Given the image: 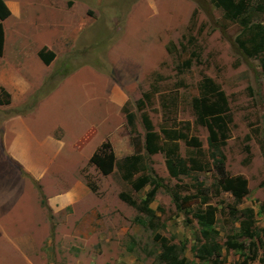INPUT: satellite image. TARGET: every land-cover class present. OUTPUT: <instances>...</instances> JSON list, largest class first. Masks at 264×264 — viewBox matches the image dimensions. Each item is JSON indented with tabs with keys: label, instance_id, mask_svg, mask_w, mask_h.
<instances>
[{
	"label": "rangeland",
	"instance_id": "1",
	"mask_svg": "<svg viewBox=\"0 0 264 264\" xmlns=\"http://www.w3.org/2000/svg\"><path fill=\"white\" fill-rule=\"evenodd\" d=\"M5 2L10 14L0 20V81L14 74L28 86L12 102L0 104V115L30 114L24 124L38 139L54 130L55 137L64 135L65 146L52 161L54 174L46 175L45 190L20 171L27 196L2 219L10 239H0V264H164L157 256L162 238L184 243L182 254L189 260L210 264L191 250L203 241L194 212L207 205L216 207L215 240L222 244L231 236L243 243L240 250L222 247L223 264H264V51L246 56L238 49L243 21L223 19L210 0ZM247 16L264 22V0H252ZM40 50L53 52L48 64ZM204 78L226 96L229 136L218 150L228 176L246 180L240 201L219 185L208 131L193 113L192 100ZM144 117L161 138L164 129L183 132L178 153L187 166L193 159L201 167L171 176L164 151L148 155L144 150ZM105 141L117 161L141 156L133 178L152 169L162 179L164 187L153 188L152 216L120 197L123 193L139 204L152 186L136 191L116 166L103 174L89 163ZM73 171L91 193L84 204L53 213L46 195L71 184ZM170 190L195 197L177 210ZM246 207L253 210L258 235L251 238L239 229ZM73 210L88 224H76L73 232L67 223L53 224Z\"/></svg>",
	"mask_w": 264,
	"mask_h": 264
},
{
	"label": "trees",
	"instance_id": "2",
	"mask_svg": "<svg viewBox=\"0 0 264 264\" xmlns=\"http://www.w3.org/2000/svg\"><path fill=\"white\" fill-rule=\"evenodd\" d=\"M251 1L252 0H210L215 7L220 9L223 19H241V21H243L241 35L236 38V45L246 56L256 55L264 51V22H252L251 18L247 16ZM258 9L262 10V6L259 5ZM9 14L10 11L6 3L4 0H0V20L5 19ZM2 51L3 29L0 24V55ZM38 55L44 64H48L54 56L51 51L43 52L41 50L38 52ZM260 66L264 72V62H261ZM9 102V92L3 86H0V104H8ZM192 109L196 121L204 125L208 131V144L214 150L211 156L215 163V169L220 174L219 185L223 190L229 191L236 201H240L247 193L246 180L241 176H228L223 166L224 156L218 150V147L223 144L229 136L228 125L231 122L225 94L210 78H204L200 83L198 96L194 97L192 100ZM143 123L145 129L143 147L146 154L149 155L164 151L165 165L171 176L187 175L191 170L201 167L197 161L193 159L190 160V167L187 166L185 160L178 153L176 141L186 137L183 132L164 129L162 131L164 135L161 138L158 133L153 130L147 117L143 118ZM166 140H169L170 143L168 142V145L164 147ZM141 159V156L138 154H131L125 156L121 161H117L110 144L105 141L91 154L89 163L93 164L103 174L111 173L114 166H116L118 170L122 172L124 180L128 181L136 191L146 184L152 186V189L145 194L139 204L129 196L123 193L120 194L123 200L133 205L138 211L152 216L153 210L149 207V203L154 196L155 190L153 188H158L159 186L164 187V185L162 179L156 176L152 169L150 173L147 172L145 175L133 178L134 173L138 170L137 165ZM197 190L196 188V191ZM170 193L175 208L181 211H183L185 205L189 203L190 198L193 197V195L195 197V194H191L192 196L187 194L181 198L172 190H170ZM201 195L206 196L207 193L204 191ZM206 201L207 198L202 199V202ZM241 213L243 214V218L239 221L240 234L246 238H251L253 235L258 236L253 226L254 215L252 208H243ZM215 214L216 207L211 205H207L202 212H194V216L200 226V238H202L203 241L200 242V240L198 244H194L191 250L194 253V257L199 260L210 261V264H223L222 247L240 250L243 248V243L231 240V236H227L222 244L215 240L217 235L213 227L216 220ZM141 223L143 224V222ZM184 247V243L179 246L178 244L169 243L162 238L160 241V251L157 254L158 259L164 264H197L194 260H189L182 254ZM242 264H244V262Z\"/></svg>",
	"mask_w": 264,
	"mask_h": 264
},
{
	"label": "crops",
	"instance_id": "3",
	"mask_svg": "<svg viewBox=\"0 0 264 264\" xmlns=\"http://www.w3.org/2000/svg\"><path fill=\"white\" fill-rule=\"evenodd\" d=\"M1 82H4L2 86L9 92L11 102L14 100L15 95L22 94L28 86L24 78L14 74L2 78ZM45 97L38 103L43 102ZM29 115H0V239L3 240L10 239V237L5 233L2 219L18 200L22 199L23 196H27L28 182L22 172L33 180L40 182L45 190L44 180L46 175L48 173L54 174L51 166L52 161L65 146L64 135L55 137L54 130L52 136L47 135L38 139L24 124L25 118ZM74 171L71 184L64 185L60 190H52L51 193L46 195V202L53 213L67 206L83 202L84 197L90 195L91 192L87 185L80 177L75 176ZM71 214L62 222L59 219L53 220V224L65 225L67 223L71 226L67 228L68 232H73L75 230L74 226L78 223L88 224L80 214H76L75 210ZM49 223L50 221L44 220L42 224L48 226ZM54 232H57L56 235L60 234V230L57 228L54 229Z\"/></svg>",
	"mask_w": 264,
	"mask_h": 264
}]
</instances>
